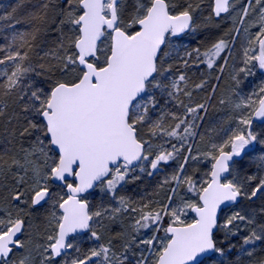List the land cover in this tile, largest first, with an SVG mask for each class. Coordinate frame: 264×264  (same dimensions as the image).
Masks as SVG:
<instances>
[{"label": "snow or ice", "instance_id": "6c2138e0", "mask_svg": "<svg viewBox=\"0 0 264 264\" xmlns=\"http://www.w3.org/2000/svg\"><path fill=\"white\" fill-rule=\"evenodd\" d=\"M261 244L264 0L0 15V264H264Z\"/></svg>", "mask_w": 264, "mask_h": 264}, {"label": "trees", "instance_id": "16d2710c", "mask_svg": "<svg viewBox=\"0 0 264 264\" xmlns=\"http://www.w3.org/2000/svg\"><path fill=\"white\" fill-rule=\"evenodd\" d=\"M212 0H205V14H207L208 10H210ZM17 4V0H0V15L5 14L6 12H10L13 7ZM28 10H31V5H26L25 8H22L18 13V18H23L24 13ZM221 25L219 31L223 32L228 29L230 26L229 22L225 19L216 21ZM215 115V114H214ZM257 256H264V244L259 245L256 250ZM247 264V262H246Z\"/></svg>", "mask_w": 264, "mask_h": 264}, {"label": "rangeland", "instance_id": "374dc122", "mask_svg": "<svg viewBox=\"0 0 264 264\" xmlns=\"http://www.w3.org/2000/svg\"><path fill=\"white\" fill-rule=\"evenodd\" d=\"M226 20V19H225Z\"/></svg>", "mask_w": 264, "mask_h": 264}]
</instances>
